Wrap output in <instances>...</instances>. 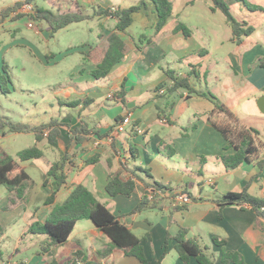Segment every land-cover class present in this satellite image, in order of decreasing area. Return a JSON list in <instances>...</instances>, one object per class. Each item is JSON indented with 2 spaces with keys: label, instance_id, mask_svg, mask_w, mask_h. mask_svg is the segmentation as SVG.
<instances>
[{
  "label": "crops",
  "instance_id": "0c3cea01",
  "mask_svg": "<svg viewBox=\"0 0 264 264\" xmlns=\"http://www.w3.org/2000/svg\"><path fill=\"white\" fill-rule=\"evenodd\" d=\"M79 1L90 15L142 2L145 5L133 16L127 31L118 33L130 50L105 79L93 78L95 66L86 63L83 54L103 45L101 36L108 38L117 33V21L112 17L97 16L85 21L84 35L76 44L71 43L59 55L39 57L47 65L70 56L78 58L69 77L53 84L55 99L40 106L32 120L23 124L38 127L57 120L61 124L60 149L49 145L48 132L41 141L34 133H9L8 129L0 132V160L6 156L15 159L10 149L22 134L34 137L31 147L43 151V157L20 163L31 177L21 198L0 184V225L4 232H21L12 256L19 257L20 264H51L53 260L69 264L74 253L83 250L93 264H141L136 257L114 249L107 235L90 220L79 221L68 243L47 254L39 253L42 243L32 257L21 253V245L35 239L27 234L30 224L45 222L78 185H84L141 240L150 264L160 260L161 264H199L194 258L184 262L175 250L174 238L182 228L208 249L214 264H224L223 253H237L245 264H264V220L248 206L221 207L216 203L228 193L241 192L246 187L252 196L264 199V113L258 106L264 96V5L261 16L236 17L253 27L254 32L233 40L231 25L221 11H212V0H196L193 4H189L192 0H170L173 15L158 34L152 0ZM248 8L255 12L253 6ZM181 24L188 28L189 36L177 29ZM48 37L55 38L50 31ZM49 56L51 63L46 61ZM168 72L189 78L198 93L187 89L171 93L168 87L173 81ZM161 84L165 85L163 89H159ZM203 93L213 95L223 110ZM76 101H80L78 106H70ZM48 106L53 109L52 115L47 112ZM127 116L131 123L123 126L118 119ZM82 124L90 132L82 134L86 137L79 143L72 131ZM220 127L233 129L236 143H252L256 153L250 161L234 169L224 165L222 158L235 155L237 149L229 146ZM138 128L142 134L136 132ZM131 150H136L135 156L131 157ZM62 151L70 155L68 178L55 202L47 204L53 193L51 182L45 185L47 173L53 163L62 160ZM137 168L149 170L152 179ZM134 173L138 179L130 197L107 192L112 174L129 179ZM143 180L167 188L156 192L162 208L133 214L143 197L151 194ZM179 193L188 194L191 203L175 204L173 197ZM215 238L224 245H216ZM1 249L0 264H6L4 256H9L10 251Z\"/></svg>",
  "mask_w": 264,
  "mask_h": 264
},
{
  "label": "trees",
  "instance_id": "16d2710c",
  "mask_svg": "<svg viewBox=\"0 0 264 264\" xmlns=\"http://www.w3.org/2000/svg\"><path fill=\"white\" fill-rule=\"evenodd\" d=\"M212 1L214 3L212 11H221L226 17L227 22L231 25L233 40H240L242 37L250 36L254 32L253 27L248 26L246 22L239 21L231 13L228 3L223 0ZM238 1H242L247 5L246 0ZM34 2L35 0H25L24 2H17L13 7L1 10L0 25L4 24L9 18L19 20L24 17H29L35 22L46 23L49 26L51 36L54 37L59 31L73 24L89 21L97 16L112 17L117 21V33H113L108 38L101 36V41H103L104 44L91 47L89 52L83 54L84 61L95 66L91 74L96 80L107 78L112 69L121 63L128 54L130 50L129 45L118 33H125L127 31L133 24V16L141 11L145 5V3L142 2L138 6H132L127 9H118L115 11L105 10L101 12L95 11L94 14L90 15L85 13L79 0H67L65 5H62L60 0H49L48 7L34 6L32 7V12L29 14H23L18 11L25 5L32 6ZM152 2L155 5L158 16L156 23V32L158 34L173 15L172 2L170 0H152ZM193 3L194 1H191L189 4ZM177 29L182 30L187 36L190 35V31L184 24H181ZM49 59L50 58L47 57L48 61ZM262 65L264 66V63ZM3 70L5 71V65H3ZM167 75L173 81V85L168 87L171 93L179 89H187L190 92L198 93L192 88L189 78H179L173 72H168ZM7 80L9 81V77ZM164 87L165 85L161 84L159 89H163ZM2 91L4 90L2 89ZM202 95L213 100L216 107L219 110H223V107L216 101L213 95L209 93H203ZM79 104L80 101H76L70 103V106L76 107ZM118 121L123 122L124 118L118 119ZM60 126L61 124L57 120H54L38 127H30L11 122L0 116V131L4 132L5 129H8L13 133H34L37 141H41L45 133L48 132L46 136L48 143L55 149L61 148V144L58 140L61 134L59 130ZM219 129L229 140V146L234 145L237 149L235 155L222 158L224 165L227 168L234 169L245 161H250V158L256 153V148L252 146V143L244 140L241 144H238L232 138L233 129L228 130L221 127ZM89 132L85 124H82L80 128L72 131L73 136L79 143L86 137L81 135H86ZM130 155L131 157L135 156L136 150H131ZM17 157V160L10 156H6L5 159L0 160V184L6 186L10 191H15L17 197L21 198L24 195L28 183L31 182V177L20 163L43 157V151L34 146L19 152ZM69 159V153L62 151V160L53 163L49 168L45 185L51 182L53 193L46 200L47 204H53L55 202L58 193L66 184L68 178L67 163L69 164ZM92 161H89V163ZM137 170L144 173L147 178L152 179L149 170L144 168H137ZM134 175L133 178L122 179L120 174H112L106 187L107 192L111 196L124 195L130 197L136 191V180L138 176L136 173H134ZM143 181L147 188L151 190V193L157 191L165 192L167 190V188L157 182ZM12 203H14V200H12ZM159 203L160 200L158 199L151 201L149 195L144 196L132 213L136 214L146 209H160L162 206L159 205ZM216 203L221 207L229 205H238L241 207L248 206L256 212L259 219L264 220V199L252 196L248 192V187L241 192L228 193L220 200H217ZM81 220H90L100 228L111 240L114 249L122 250L126 256L136 257L141 264H150L141 246V240L84 185H78L68 199L62 205L54 209L51 216L45 222L36 221L30 224L27 234L33 236H46L47 238L42 242L39 253L47 254L59 245L67 244L76 224ZM3 233V228L0 225V238ZM174 239L176 240L175 250L184 262H189L191 258H194L199 264H214L213 255L208 253L207 248L202 247L196 240L189 237V231L187 229L182 228ZM214 243L216 245H224L225 242L215 238ZM165 255L166 252L164 256ZM221 260L224 264H245L237 253H223ZM161 262L162 260L157 264H161ZM51 264L60 263L58 260H53ZM69 264L93 263L88 260L83 250H78L74 253Z\"/></svg>",
  "mask_w": 264,
  "mask_h": 264
},
{
  "label": "rangeland",
  "instance_id": "374dc122",
  "mask_svg": "<svg viewBox=\"0 0 264 264\" xmlns=\"http://www.w3.org/2000/svg\"><path fill=\"white\" fill-rule=\"evenodd\" d=\"M24 1L0 0V11L15 6L17 2ZM48 1L35 0L32 6L25 5L18 11L29 14L32 12L31 7H48ZM60 1L62 5L67 2V0ZM192 1L195 2L196 0ZM223 1L228 3L230 11L235 17L252 19L262 15L260 8L264 5L262 4L264 0H246L248 6L238 0ZM249 5L254 7L255 12L249 10ZM86 24L85 22L63 30L59 35L55 34L53 39L48 37V31L50 30L46 23L35 22L29 17L19 20L9 18L4 24L0 25V116L2 118L14 123L24 124L32 120V115L40 106L51 103L55 99L54 92L56 89H54L53 84L65 81L69 77L78 57L70 56L54 65H47L39 57L42 54L51 56L65 52L71 43L76 44L84 35ZM46 61L51 63V61ZM3 65H5V71ZM8 77L9 81L7 80ZM55 106H58V104ZM62 108L66 109V107ZM47 112L53 114V109L48 106ZM8 132L11 133L9 130ZM34 140V137L30 135H18L16 142L13 143V147L10 149V155L16 159L18 152L34 145ZM15 233L17 234L13 236ZM20 236L19 229L15 232L6 230L1 236L0 249L3 247L1 250L5 253L10 251L9 256H4L6 257V264H20V258L12 256L17 239ZM46 238V236H35V239L27 245H21V253L25 252L24 256H27V258L32 257L33 251L39 249L42 240Z\"/></svg>",
  "mask_w": 264,
  "mask_h": 264
},
{
  "label": "built area",
  "instance_id": "2783aa9c",
  "mask_svg": "<svg viewBox=\"0 0 264 264\" xmlns=\"http://www.w3.org/2000/svg\"><path fill=\"white\" fill-rule=\"evenodd\" d=\"M31 10H32V7H31ZM131 123V117L130 116H127L124 121L122 122V125L123 126H127ZM136 132L138 134H142L143 133V130L141 128H138L136 130ZM159 194V193H158ZM158 194L155 192V193H151L149 195V198L151 201H155L157 199V196ZM175 199V204H181V205H186V204H189L191 203V198L189 197V195L185 194V193H179V194H176L175 197L173 198Z\"/></svg>",
  "mask_w": 264,
  "mask_h": 264
},
{
  "label": "water",
  "instance_id": "95a60500",
  "mask_svg": "<svg viewBox=\"0 0 264 264\" xmlns=\"http://www.w3.org/2000/svg\"><path fill=\"white\" fill-rule=\"evenodd\" d=\"M258 106H259L261 112L264 113V96L259 99Z\"/></svg>",
  "mask_w": 264,
  "mask_h": 264
}]
</instances>
